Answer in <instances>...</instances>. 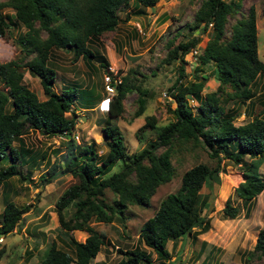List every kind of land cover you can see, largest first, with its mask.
<instances>
[{
    "label": "trees",
    "instance_id": "trees-1",
    "mask_svg": "<svg viewBox=\"0 0 264 264\" xmlns=\"http://www.w3.org/2000/svg\"><path fill=\"white\" fill-rule=\"evenodd\" d=\"M156 2L157 0L0 1V38H10L11 27L23 28L12 40L18 46L21 56L0 62V159L8 158V163L0 168V188L12 176L26 178L20 173L19 167L27 161L34 163L35 157L36 160H44L46 165L45 170L36 178L39 186L49 184L56 177L65 174L73 175L77 180L63 190L54 204L59 229L66 236L72 251L68 253L51 242L35 264H89L100 247L107 242L104 234L98 233L89 224L90 220L110 223L118 216L126 218L124 211L127 205L147 206L155 189L168 182L173 175L170 150L175 143L191 141L200 144L216 159L215 166L208 167L198 163L184 170L177 189L166 194L153 214L140 224L138 239L141 246L129 249L117 246L116 253L120 257L114 264H154L155 259L164 264L169 259L167 241L176 243L184 235L196 238L197 234L208 230V217L204 212L201 215V212L209 203L206 194L201 196L200 189L206 182L217 179L215 174L223 158L220 154L241 166L243 181L233 189L234 195L243 204L258 194L264 199V179L255 170L257 157L264 156V105L260 114L258 112L249 121L236 125L233 118L238 114L237 111H227L226 99L221 97L224 94L233 102L238 101V106L244 105L246 101L248 105H252L254 89L251 87L255 85L257 78L264 80V62L258 58L256 51L255 11L249 5L241 13L240 0L200 1L193 21L188 25V31L197 29L198 33H205L207 39L195 56L197 66H200L190 72L192 81L187 84L182 82L187 77L184 56L196 46L200 38L195 35L176 44L173 41L166 42V53L160 62L165 65L177 62V75L168 90L175 104L170 110L174 120L156 130L155 141L149 142L139 153L129 154L122 133L110 123H106L101 129L106 146L103 154L96 152L93 142L79 144L74 141L75 113L72 105L77 99V92L70 87L54 91L55 72L47 65L51 51L70 50L71 61L81 57L88 66L90 59L97 57L101 59L100 68L106 70V60L101 55L97 56L89 44L103 33L116 28L119 22L118 12L128 4L131 3L132 8L139 5L152 7ZM6 8L13 12L12 16L3 11ZM127 18L126 14L123 19ZM228 19L233 21L228 22ZM210 64L213 65L211 71L218 85L215 93L204 96L200 91L206 76L201 66ZM92 68L93 65L90 70ZM24 70L38 79L43 99H39L23 84ZM128 73L121 76L120 81L115 84V91L107 103V118L113 119L121 115L122 100L127 93L133 91L137 93L133 116L140 115L144 110L146 91L140 88L139 82H132ZM225 87H228V93L225 92ZM187 95L197 101L196 112L190 109ZM153 120V117L145 118L144 124L136 131L138 139L142 137V129L154 128ZM27 130L63 138L60 142L62 152L58 154L59 149H54L52 161L44 154L34 153L21 139ZM15 141L16 146L13 145ZM161 146L165 147L158 152ZM230 147H235L236 152L230 151ZM244 156L254 161L244 162ZM117 161H123L121 167L109 174ZM106 189L113 195L112 202H107L104 198ZM30 206L26 204L17 207L11 200L5 199L0 214V235L10 233ZM67 206L72 207V212L65 219L63 209ZM220 212L223 218L234 219L238 208L227 197ZM71 230L84 231V240L76 241L68 234ZM145 246L149 248L148 251ZM247 252L246 257H255L260 260L258 264H264V228L258 229L252 248ZM152 253L155 255L154 259Z\"/></svg>",
    "mask_w": 264,
    "mask_h": 264
},
{
    "label": "rangeland",
    "instance_id": "rangeland-1",
    "mask_svg": "<svg viewBox=\"0 0 264 264\" xmlns=\"http://www.w3.org/2000/svg\"><path fill=\"white\" fill-rule=\"evenodd\" d=\"M200 1L157 0L152 7L139 5L136 8H132L131 3L128 4L127 7L118 12L119 22L116 28L103 33L89 44L97 56L101 55L106 60L108 64L106 70L100 68L99 61L101 59L97 57L91 58L88 66L81 57L71 61L70 50L53 49L51 51L47 65L55 72L54 91H60L62 87H70L77 92V99L72 105L75 113L73 137L76 143L88 144L93 142L96 152L103 154L106 146L103 143L101 129L106 123H110L117 126L122 133L126 151L129 154H136L145 148L149 142L155 141L157 129L174 120L170 110L175 104L168 90L177 75L175 71L177 62L165 65L160 62V59L166 53L165 44L167 41H173V44H176L178 41H185L195 35L200 38L195 46L197 53H199L207 39L206 34L198 33L197 29L189 32L188 25L193 21L194 13ZM240 4L241 13L245 12L249 5L254 8L256 51L258 58L264 62V0H240ZM3 11L13 15V12L8 8ZM126 14L128 18L123 19ZM232 21L233 19H228V22ZM227 27L228 24L225 30ZM9 30L10 38L7 40L0 38V62L21 56L18 46L13 44L12 40L22 32L23 28L16 26ZM184 61L186 62L184 69L187 77L183 78L182 82L187 84L192 81L190 72L196 68L197 60L196 58L193 59L189 51L185 54ZM91 65L94 68L92 70H90ZM212 68V64L201 66L206 76L204 86L200 91L204 96L215 93L218 85L213 78ZM129 71L132 72L128 73ZM127 73L132 82H139L140 88L146 91L144 110L140 115L133 116L137 96V93L133 91L127 93L122 100L123 111L121 115L113 119L107 118V103L115 91V84L120 81L121 76ZM106 75L111 79L110 85H113L110 92L104 88ZM23 84L33 91L39 99L44 98L38 79L25 70L23 72ZM251 89H254L252 97L254 103L252 105H248L246 101L244 105L239 104L240 106H238V101L233 102L224 94L221 95L226 99L227 111L231 113L237 111L238 114L233 118L236 125L249 121L258 112L261 113L260 109L264 105V80L257 78ZM224 90L228 93V87H225ZM90 97L91 99H89ZM88 99L90 102L87 101ZM186 99L190 109L196 112L197 101L190 95H187ZM148 116L153 117L154 128L142 129L140 132L142 137L138 139L136 131L144 124L145 118ZM21 139L31 151L38 155L44 154L49 161L53 160L52 152L54 149H59L58 154L63 149L62 143H60L63 138L43 135L35 130H27L22 134ZM16 144V141L13 142L14 146ZM164 147H159L158 152ZM229 150L233 153L236 152L235 147H230ZM170 152V163L174 169L173 175L168 182L160 184L155 189L147 206L127 205L124 211L126 218L122 219L118 216L110 223L90 220L89 224L98 233H103L107 242L100 247L99 253L89 264H94L96 261L114 264L119 259L115 246L121 249L141 246L138 239L140 224L153 214L159 201L166 194L177 189L182 172L198 163L208 167H214L216 163V159L210 156L208 150L191 141L175 143ZM220 155L223 158L220 161L219 170L215 174L218 180H210L200 189L201 196L207 195L206 199L208 198L209 203L201 215L204 212L210 223L209 229L204 233L205 240L209 245L202 247L201 255H206L205 264L209 261L212 264L214 259L215 261L219 260L215 263L220 264H258L259 259L246 257V253L251 250L258 229L264 228V199L261 194H258L254 199L243 204L233 193V189L243 181L241 166L239 163H232L224 154ZM36 159L37 157L32 164L27 161L19 167L20 173L26 178L21 179L18 175L12 176L4 182V187L0 188V214L5 199L11 200L17 207L26 204L31 205L30 209L21 215L12 231L4 235L3 243L0 245V251H2L0 264H35L42 258L45 248L51 242L68 253L72 251L66 236L59 229L54 204L63 190L77 180L73 175L65 174L56 177L49 184L39 186L36 178L45 170L46 165H44V160ZM242 161L248 163L254 160L244 156ZM256 161V173L264 179V156L257 157ZM7 163V157L1 158L0 168ZM122 163L123 161L115 162L109 174L116 172ZM227 196L230 198L231 204L238 208V214L234 219H225L221 216L220 209ZM104 198L107 202L113 200V195L108 189L105 190ZM71 212V206L63 209L65 219L70 216ZM195 233H197L196 230ZM68 234L76 241H83L86 235L81 230H71ZM188 237L184 235L181 238V243L189 239ZM181 247L183 248L181 254H177L175 260H172L173 255H175L174 249H171V242L168 241L166 250L170 253L169 261L167 260L168 262L166 261L167 263L164 264H172V262L173 264H192L190 259L186 263L189 248L183 247V244ZM191 247L195 248L196 254V245H191ZM146 249L149 250L148 247ZM201 255L199 259L202 257ZM154 257L155 255L152 253V259ZM154 264L161 263L155 259Z\"/></svg>",
    "mask_w": 264,
    "mask_h": 264
},
{
    "label": "crops",
    "instance_id": "crops-1",
    "mask_svg": "<svg viewBox=\"0 0 264 264\" xmlns=\"http://www.w3.org/2000/svg\"><path fill=\"white\" fill-rule=\"evenodd\" d=\"M228 197V196H227ZM226 197V198H227ZM225 198V199H226ZM225 201V200H224ZM209 229V228H208ZM84 232V231H83ZM204 233L205 232H203V233H199V234H197L196 235V238H192V237H188L189 239H187V241L189 240V242L187 243V241L184 243V242H182L181 243V241L182 240H180V239H178L177 240V242L176 243H172L171 241V249H174L173 250V252H174V254L175 255H173V257H172V260H175L174 258H176V256H177V254H181V251H183V248L181 247L182 246V244H183V247L185 246V247H187V248H189V253H188V257H187V261H186V263L189 261V259L190 260H192V264H199L200 262H204V264H205V262H206V260H207V258H206V255H204V256H202L201 255V250H202V247L203 246H207V245H209V244H207L208 242L205 240V236H204ZM86 236V235H85ZM85 238V237H84ZM84 240V239H83ZM198 242V243H195V242ZM168 242V241H167ZM196 245V249H197V253L195 254V248H192L191 247V245ZM117 246H115V248H116ZM211 248V247H210ZM100 250V249H99ZM215 251L217 250V249H214ZM171 252V251H170ZM179 252V253H178ZM97 253H99V251L97 252ZM118 255V254H117ZM169 255H170V253H169ZM202 256V257H200V259H199V256ZM96 256V255H95ZM119 257H120V255H118ZM95 258V257H94ZM93 258V259H94ZM217 259V258H216ZM90 261H92V259L90 260ZM169 261V260H168ZM167 261V262H168ZM200 261V262H199ZM216 261H219V260H216ZM215 259L213 260V262H212V264H215ZM96 262H102V261H96ZM166 262V263H167ZM95 263V262H94ZM170 263V262H169ZM172 264H173V262H172ZM206 264H211L210 263V261L209 262H207ZM222 264V263H221Z\"/></svg>",
    "mask_w": 264,
    "mask_h": 264
},
{
    "label": "built area",
    "instance_id": "built-area-1",
    "mask_svg": "<svg viewBox=\"0 0 264 264\" xmlns=\"http://www.w3.org/2000/svg\"><path fill=\"white\" fill-rule=\"evenodd\" d=\"M196 53H197V49L195 47L192 50H190V54L193 56V59L195 58L194 56ZM110 81H111L110 77L108 75H106L105 76V82H104V88L109 92L112 91V89H113V85H110ZM117 81H119V80L117 79ZM0 240H1V238H0Z\"/></svg>",
    "mask_w": 264,
    "mask_h": 264
},
{
    "label": "clouds",
    "instance_id": "clouds-1",
    "mask_svg": "<svg viewBox=\"0 0 264 264\" xmlns=\"http://www.w3.org/2000/svg\"><path fill=\"white\" fill-rule=\"evenodd\" d=\"M3 237H4V235H0V238H1L0 245L3 243Z\"/></svg>",
    "mask_w": 264,
    "mask_h": 264
}]
</instances>
